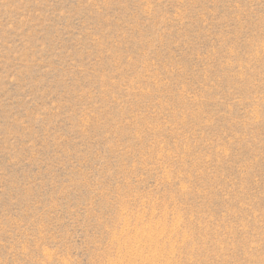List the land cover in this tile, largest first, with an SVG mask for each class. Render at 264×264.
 <instances>
[{
	"label": "rangeland",
	"instance_id": "rangeland-1",
	"mask_svg": "<svg viewBox=\"0 0 264 264\" xmlns=\"http://www.w3.org/2000/svg\"><path fill=\"white\" fill-rule=\"evenodd\" d=\"M0 264H264V0H0Z\"/></svg>",
	"mask_w": 264,
	"mask_h": 264
}]
</instances>
